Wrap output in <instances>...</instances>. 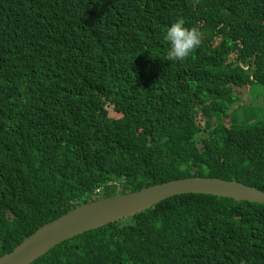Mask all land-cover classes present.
Here are the masks:
<instances>
[{
    "label": "trees",
    "instance_id": "obj_1",
    "mask_svg": "<svg viewBox=\"0 0 264 264\" xmlns=\"http://www.w3.org/2000/svg\"><path fill=\"white\" fill-rule=\"evenodd\" d=\"M177 18L202 34L181 61ZM229 83L264 86V0H0V257L94 198L187 177L264 191V122ZM32 264H264V204L178 195Z\"/></svg>",
    "mask_w": 264,
    "mask_h": 264
},
{
    "label": "water",
    "instance_id": "obj_2",
    "mask_svg": "<svg viewBox=\"0 0 264 264\" xmlns=\"http://www.w3.org/2000/svg\"><path fill=\"white\" fill-rule=\"evenodd\" d=\"M185 194L213 195L238 202L264 204V191L236 180L212 177L178 179L77 206L38 228L12 252L0 257V264H32L63 241L110 223L127 220L162 200Z\"/></svg>",
    "mask_w": 264,
    "mask_h": 264
},
{
    "label": "clouds",
    "instance_id": "obj_3",
    "mask_svg": "<svg viewBox=\"0 0 264 264\" xmlns=\"http://www.w3.org/2000/svg\"><path fill=\"white\" fill-rule=\"evenodd\" d=\"M184 25H185L184 20L182 18H177L176 21L167 28L164 34V39L169 44V49H168L169 60L181 61L184 58L188 59L194 53H196L201 47L202 34L200 33L199 29L196 27L188 28L185 27ZM251 79H253V77H251ZM253 85H260V84L255 83V84H247L245 86H241L236 83H229L226 85V89L229 96L233 100L232 108L237 111H239L240 109H243L244 111L251 110L253 115L255 116V119H251V122L254 123L255 120H257V122L260 123V122H264V113L260 109H254L253 104L250 102V99H248V93L249 91L252 90ZM246 87L248 88V93L246 97L243 99L240 95L236 93L235 90L244 89ZM108 106L109 105H107V107ZM261 106L262 108H264V103H262ZM223 111L224 110L222 107L220 115L216 117L215 124H217L218 122L221 123L222 120H225ZM95 199H102V198H94L93 200Z\"/></svg>",
    "mask_w": 264,
    "mask_h": 264
},
{
    "label": "rangeland",
    "instance_id": "obj_4",
    "mask_svg": "<svg viewBox=\"0 0 264 264\" xmlns=\"http://www.w3.org/2000/svg\"><path fill=\"white\" fill-rule=\"evenodd\" d=\"M238 95H240L243 99L246 97L248 93V88L244 89H236L235 90ZM248 99H250V102L253 104L254 109H260L264 113V108H262V103H264V86L261 85H253L252 90L248 93ZM109 110V115L112 118H120L121 114H118L114 111L113 106L109 105L107 107ZM240 117L244 116L245 114H248L247 110L240 109L239 110ZM131 221L125 222L130 223Z\"/></svg>",
    "mask_w": 264,
    "mask_h": 264
}]
</instances>
